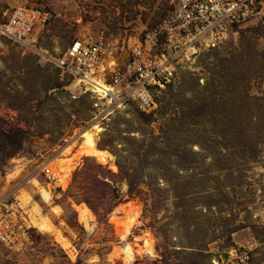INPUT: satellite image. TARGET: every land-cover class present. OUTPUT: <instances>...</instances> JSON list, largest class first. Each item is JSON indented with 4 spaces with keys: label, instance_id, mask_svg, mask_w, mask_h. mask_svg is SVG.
Wrapping results in <instances>:
<instances>
[{
    "label": "rangeland",
    "instance_id": "1",
    "mask_svg": "<svg viewBox=\"0 0 264 264\" xmlns=\"http://www.w3.org/2000/svg\"><path fill=\"white\" fill-rule=\"evenodd\" d=\"M18 5L50 10L38 33L41 51L57 55L86 34L120 63L134 38L172 9L167 0H0V25ZM106 105L0 31V143L7 129H22L23 138L14 155L0 154L2 209L23 231L16 248L0 241V264H264V13L240 22L225 46L186 60L154 90L148 110L131 100L106 114ZM96 124L98 145L117 169L80 157L67 185H55L57 214L34 183L49 185L40 165L68 144L77 152L82 131ZM26 192L70 249L32 224ZM128 201L139 207V221L122 240L112 214ZM82 203L95 215L90 228L78 216ZM147 234L153 253L132 262L110 257L115 245L143 244L137 238ZM237 247L250 248V257L233 258Z\"/></svg>",
    "mask_w": 264,
    "mask_h": 264
},
{
    "label": "built area",
    "instance_id": "2",
    "mask_svg": "<svg viewBox=\"0 0 264 264\" xmlns=\"http://www.w3.org/2000/svg\"><path fill=\"white\" fill-rule=\"evenodd\" d=\"M172 9L159 24L134 38L127 59L120 63L106 57L103 43L81 34L67 48L54 55L37 48L38 33L51 20L48 9L18 5L0 25V31L13 41L34 48L45 63L54 64L73 78L84 92L106 101L104 113L119 110L136 100L148 110L154 90L165 87L186 60L204 51L221 48L232 40L240 22L259 12L264 13V0H167ZM260 8V11H259ZM98 103L96 102L95 105ZM102 111V112H103ZM44 162L40 172L49 185L50 201H55V185L64 186L56 165ZM50 184L52 188H50ZM67 185V184H66ZM42 198L48 202V199ZM0 202V241L16 248L22 242V230L5 213ZM250 248H234L230 254L237 261L250 257Z\"/></svg>",
    "mask_w": 264,
    "mask_h": 264
},
{
    "label": "bare ground",
    "instance_id": "3",
    "mask_svg": "<svg viewBox=\"0 0 264 264\" xmlns=\"http://www.w3.org/2000/svg\"><path fill=\"white\" fill-rule=\"evenodd\" d=\"M101 129L102 128H100L98 124L84 129L81 134V137L84 139L78 144L77 152L72 151L74 146L73 143L68 144L61 150L62 156H57L48 162L50 165H56L55 169L58 170L57 172H60V169L63 170L60 172L62 173L60 177L61 181H63V185L68 183L76 164L78 163L80 157L84 155L94 156L100 162L110 164L114 169H117V166L114 164V155L109 150H106L98 145L97 133H99ZM34 183L41 188L43 196L48 199V203L51 205L52 201H50L48 188L42 186L36 179L34 180ZM21 199L25 205H31L32 207V212L29 216L32 224L37 226L39 229L46 231V233L49 232L55 235L56 239L64 248L70 249V241L64 236L61 229L54 223L48 213H44L42 211L40 204L33 200L32 196L27 192L22 194ZM52 206L53 210L57 214L61 212V207L59 205L52 204ZM76 209L78 211L79 219L86 227L90 228L95 219L92 209L85 203L76 204ZM120 211L124 212L125 215H120ZM139 213V207L132 201H128L119 205L117 207V212L112 214V219L117 224L118 233L122 240H127L128 236L132 233V228L139 221ZM137 239L142 240L144 243L142 244L137 242L135 244H131L130 242H127L123 245H115L109 254L110 257L121 256L127 262H132L136 259V256L139 253H153V243L150 234L143 235Z\"/></svg>",
    "mask_w": 264,
    "mask_h": 264
},
{
    "label": "trees",
    "instance_id": "4",
    "mask_svg": "<svg viewBox=\"0 0 264 264\" xmlns=\"http://www.w3.org/2000/svg\"><path fill=\"white\" fill-rule=\"evenodd\" d=\"M1 134L5 137V142L0 143V154L9 157L18 152L23 144L22 129H7L3 130ZM4 146L8 148L7 151H4Z\"/></svg>",
    "mask_w": 264,
    "mask_h": 264
}]
</instances>
